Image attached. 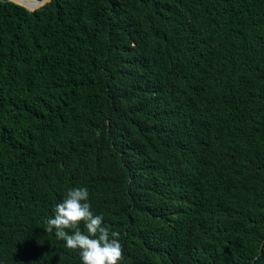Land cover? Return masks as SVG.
Wrapping results in <instances>:
<instances>
[{
  "label": "trees",
  "instance_id": "1",
  "mask_svg": "<svg viewBox=\"0 0 264 264\" xmlns=\"http://www.w3.org/2000/svg\"><path fill=\"white\" fill-rule=\"evenodd\" d=\"M77 187L119 264H264V0H0V264H82Z\"/></svg>",
  "mask_w": 264,
  "mask_h": 264
},
{
  "label": "clouds",
  "instance_id": "2",
  "mask_svg": "<svg viewBox=\"0 0 264 264\" xmlns=\"http://www.w3.org/2000/svg\"><path fill=\"white\" fill-rule=\"evenodd\" d=\"M81 223L86 234L80 228ZM54 229L56 238L65 241L68 249L79 250L82 264H119L122 259L120 233L110 232L103 226V216L92 212L86 187L70 188L55 206L45 230ZM66 230H71V234Z\"/></svg>",
  "mask_w": 264,
  "mask_h": 264
},
{
  "label": "water",
  "instance_id": "3",
  "mask_svg": "<svg viewBox=\"0 0 264 264\" xmlns=\"http://www.w3.org/2000/svg\"><path fill=\"white\" fill-rule=\"evenodd\" d=\"M23 6L28 11H35L52 0H6Z\"/></svg>",
  "mask_w": 264,
  "mask_h": 264
}]
</instances>
